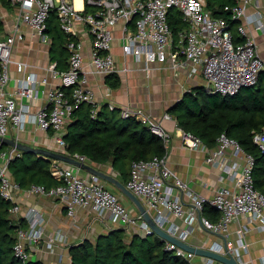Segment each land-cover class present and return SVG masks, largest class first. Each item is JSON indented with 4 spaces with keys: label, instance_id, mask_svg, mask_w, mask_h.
Returning a JSON list of instances; mask_svg holds the SVG:
<instances>
[{
    "label": "built area",
    "instance_id": "built-area-1",
    "mask_svg": "<svg viewBox=\"0 0 264 264\" xmlns=\"http://www.w3.org/2000/svg\"><path fill=\"white\" fill-rule=\"evenodd\" d=\"M9 1L16 10L7 32L0 33V135L13 137L12 127L23 129L29 122H34L41 129L53 130L59 147L83 161L93 162L86 155L69 152L64 136L74 109L81 103H94V115L101 108L89 85L92 71L85 69L88 52L92 69L104 74L128 69L127 66L120 67L114 46L119 47L125 59L133 57L143 61L147 68L154 62H169L175 71L189 68L190 74L202 72L206 80L204 86L210 94L234 95L245 87L254 86L264 68V58L249 28V24L254 23L257 30L264 32V0H235L233 4L224 5L228 16L216 15L208 0ZM252 6L255 10L250 12ZM173 7L189 23L180 31L177 40L169 22ZM54 11L61 30L70 36L66 42L68 67L58 68L55 60L47 66L45 75L39 76L34 71L27 73L30 63L14 57L15 46L28 34L24 27L31 36L52 45L48 27ZM233 22L237 33L243 37L241 41L235 40ZM13 63L23 76H13ZM40 91L45 93L47 103L36 108ZM111 108H115L114 105ZM121 115L142 120L167 145L170 142V130L144 108L126 106L121 109ZM171 116L170 113L164 115L165 118ZM183 137L186 146L206 150L207 161L220 165L232 178L233 185H223L212 197H206L170 166L165 154L134 160L127 186L142 199L160 227L192 245L224 255L232 253L241 264H246L247 226L241 225L236 237L230 233L232 223L241 222L247 216L258 219L264 227V193L255 186V158L226 132L220 134L218 144L213 148L192 133L184 131ZM254 141L264 150V130L255 132ZM22 154L18 147L10 144L6 147L0 140V193L13 202V217L27 221L26 226L18 229L14 251L18 257L29 261L34 260L29 246L39 244L46 237L47 245L51 247L58 242L66 243L68 237L62 231L46 235L45 212L35 205L23 209L18 201V192L23 187L14 178L10 164ZM51 169L61 182L52 187L34 183L30 186L31 192L60 198L71 215L76 213L77 205L91 207L98 216L108 217L119 226L138 228L139 233L147 236L158 235L151 234L153 229L143 214L139 210L134 213L122 201L117 189L111 188L100 176L55 159ZM87 173L89 177H86ZM207 205L219 210L217 220L204 214ZM200 222L213 237L192 242L190 235ZM165 241L167 249L189 264H227L173 241Z\"/></svg>",
    "mask_w": 264,
    "mask_h": 264
},
{
    "label": "trees",
    "instance_id": "trees-1",
    "mask_svg": "<svg viewBox=\"0 0 264 264\" xmlns=\"http://www.w3.org/2000/svg\"><path fill=\"white\" fill-rule=\"evenodd\" d=\"M10 4L9 0H3ZM216 15L228 16L224 5L233 4L235 0H208ZM169 22L175 40L187 25L181 12L171 8ZM235 40L243 39L235 22L232 24ZM48 32L53 38L65 43L70 36L60 28L57 13L52 12ZM64 48L67 49L66 45ZM52 60L58 61V68L68 67V54ZM112 88L121 85L119 75L112 73L106 77ZM94 103L83 102L73 111L71 121L65 133L66 149L73 153L86 155L91 161L113 164L119 172V178L128 183L134 160L149 159L156 155L167 154L168 146L164 139L151 131L136 117H122L115 114L121 110L117 107L108 111L103 105L96 115L93 114ZM168 113L177 119L179 127L185 132L199 136L208 147L218 144V137L226 132L241 144L243 149L254 156L255 186L264 193V150L254 141V134L264 130V68L260 71L258 83L248 86L234 95L222 93L210 94L204 85L188 90L179 100L168 108ZM53 160L25 153L13 159L10 167L16 181L22 187L32 184H45L52 187L61 182L52 172ZM13 202L0 193V264H44L39 260L24 261L14 251L17 233L26 226L24 218L16 220L11 212ZM204 214L217 220L220 212L207 205ZM135 233L129 237L126 228H114L99 234L95 239L87 238L70 247L71 264H189L174 251L166 248V241L158 235Z\"/></svg>",
    "mask_w": 264,
    "mask_h": 264
},
{
    "label": "crops",
    "instance_id": "crops-1",
    "mask_svg": "<svg viewBox=\"0 0 264 264\" xmlns=\"http://www.w3.org/2000/svg\"><path fill=\"white\" fill-rule=\"evenodd\" d=\"M0 10L1 22L6 31L12 24L16 7L11 3L8 5L2 1ZM254 10V6H252L249 11L253 12ZM24 28L28 34L24 40L17 42L14 57L30 63L27 73L34 71L39 76L45 75L48 73L47 66L55 61L50 56L52 46L44 47L39 39L30 35L27 27ZM249 28L256 37L260 54L264 58V32L257 30L254 23H250ZM114 50L117 53L120 67H128L127 70L116 73L122 80L121 85L117 88H112L107 84L106 77L109 74L92 69L89 60L90 53L88 52L86 55L85 69L92 71L89 74V85L94 90L95 101L98 106L107 105L111 108V105H114L120 110L126 106L142 107L157 119L162 120L163 125L172 134L167 145V157L170 166L206 197H212L223 185H233L232 178L222 171L220 165L207 161L208 152L206 150L191 148L184 144V131L179 127L177 119L173 115L171 118L164 117L165 113H168V108L188 90L205 84L206 80L203 73L190 74L189 68L175 71L169 62H154L147 68L143 61H137L133 57L125 59L118 46H114ZM12 74L14 77L23 76V72L19 70L16 63L12 64ZM46 103V95L40 91L34 107L37 108ZM11 135L35 145L58 147L54 138V131L41 129L34 122H29L23 129L12 127ZM93 163L119 177V172L114 169L111 162ZM89 176L87 173L86 177ZM111 188L116 190L114 187ZM116 191L120 193L122 201L134 213L138 211L128 197L119 190ZM18 201L23 209L29 205H35L45 212L46 235L62 231L68 237L66 243L58 242L51 247L47 245L46 237L39 244L29 246L34 260L42 261L44 264H71V245L80 243L87 238L95 239L101 233L122 227L110 221L108 217L98 216L91 207L77 205L76 213L71 215L60 198L31 192L30 187H23L18 192ZM20 217H22L21 214ZM14 218L18 219L17 216ZM174 220L181 221L180 219ZM241 225L247 226L245 237L249 248L248 251H244V256L248 259L246 264H264V227L261 226L258 219L247 216L241 222L232 223L230 236L236 237L237 230ZM126 230L128 235H133L131 231L139 233L138 228H126ZM210 237H213V234L206 230L200 222L197 223L196 229L191 233L189 239L192 242H200Z\"/></svg>",
    "mask_w": 264,
    "mask_h": 264
},
{
    "label": "water",
    "instance_id": "water-1",
    "mask_svg": "<svg viewBox=\"0 0 264 264\" xmlns=\"http://www.w3.org/2000/svg\"><path fill=\"white\" fill-rule=\"evenodd\" d=\"M0 140H2L4 144H10V145L18 147L24 153H34V154H37L38 156L45 157L51 160H54V159L62 160V161L77 165L92 174L100 176L102 179L106 180L108 183L116 187L117 190H119L122 194H124L134 203L136 208L143 214L145 220L148 221L151 228L153 229L151 234L156 233L159 236H161L163 240L173 241L188 250L214 257L227 264H241L238 257L232 253H230L229 255H224L222 253L213 251L205 247H199L196 245H192L180 239L179 237L171 234L164 228L160 227L156 223V221L153 219L152 214L147 209L142 199L136 193H134L127 186V184L124 183V181H122L116 174L100 168L95 163L78 159L75 156L71 155L70 153L62 149H59V148H53V147L43 146V145H35L32 143L20 140L16 137H8V136L0 135Z\"/></svg>",
    "mask_w": 264,
    "mask_h": 264
},
{
    "label": "rangeland",
    "instance_id": "rangeland-1",
    "mask_svg": "<svg viewBox=\"0 0 264 264\" xmlns=\"http://www.w3.org/2000/svg\"><path fill=\"white\" fill-rule=\"evenodd\" d=\"M0 14H1V10H0ZM185 24L187 25L186 27H188L189 26V23L187 22V21H185ZM7 32V30L5 31V26H4V24L1 22V18H0V33L1 34H5ZM64 32V31H63ZM40 43H42L43 44V46L44 47H47L48 48V46L50 45V44H48L47 42H43V41H40ZM65 45H66V47H67V44L65 43ZM64 43H62L61 42V39L60 38H57L56 39V41H55V43H54V45L52 46L53 47V49H52V54H54V56L56 57V58H60V57H63V56H65L66 55V53L68 54V52H67V49L66 48H64ZM116 50H118V48H115ZM13 55H15V51H14V54ZM107 109H108V111H111L112 112V108H110V107H107ZM117 117L118 116H120L121 114L119 113V112H117L116 114H115ZM6 145V147H8V144H5ZM53 148H59V149H61L60 147H59V145H58V147H53ZM23 154H24V152H23ZM22 154V155H23ZM26 155H32V154H34V153H25ZM54 161V160H53ZM109 186H111V187H114L112 184H110L109 183ZM115 189H117L116 187H114ZM131 234H135V232L134 231H131ZM129 237H132V235H129ZM150 238H154V236L153 235H150Z\"/></svg>",
    "mask_w": 264,
    "mask_h": 264
}]
</instances>
